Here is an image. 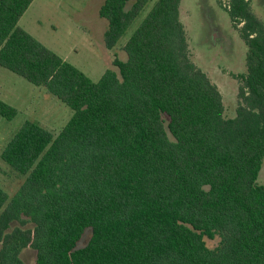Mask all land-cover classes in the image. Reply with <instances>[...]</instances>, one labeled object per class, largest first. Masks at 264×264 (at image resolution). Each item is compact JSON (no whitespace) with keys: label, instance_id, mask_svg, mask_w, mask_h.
Returning a JSON list of instances; mask_svg holds the SVG:
<instances>
[{"label":"trees","instance_id":"1","mask_svg":"<svg viewBox=\"0 0 264 264\" xmlns=\"http://www.w3.org/2000/svg\"><path fill=\"white\" fill-rule=\"evenodd\" d=\"M32 1L0 0V66L72 113L55 137L25 121L1 152L26 178L0 187V264H24L23 248L35 264H264V24L249 0L227 7L247 47L233 118L191 58L180 0H102L108 49L147 11L97 81L18 25Z\"/></svg>","mask_w":264,"mask_h":264},{"label":"rangeland","instance_id":"2","mask_svg":"<svg viewBox=\"0 0 264 264\" xmlns=\"http://www.w3.org/2000/svg\"><path fill=\"white\" fill-rule=\"evenodd\" d=\"M154 1L148 2L147 9ZM101 3L102 0H33L18 25L92 81H97L107 69L118 73L113 60H126L122 46L147 11H143L116 45L108 49L103 40L107 21L98 13ZM249 4L264 24V0H249ZM227 7L228 0H180L179 18L186 31L192 60L218 87L224 116L233 118L238 93L244 86L247 47L240 34L243 23H232ZM0 100L17 111L10 119L0 115V187L12 196L26 175L16 172L2 160L1 152L7 142L25 121L37 123L55 137L72 112L44 86L34 85L1 66ZM258 181H264V162ZM16 225L13 223L12 227ZM90 234L91 230L86 229L77 247L84 246ZM218 241V237L205 239L210 248ZM19 257L24 264H35L36 251L23 248Z\"/></svg>","mask_w":264,"mask_h":264}]
</instances>
